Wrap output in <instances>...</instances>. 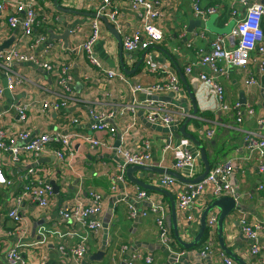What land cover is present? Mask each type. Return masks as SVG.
Wrapping results in <instances>:
<instances>
[{"label":"crops","instance_id":"1","mask_svg":"<svg viewBox=\"0 0 264 264\" xmlns=\"http://www.w3.org/2000/svg\"><path fill=\"white\" fill-rule=\"evenodd\" d=\"M231 1L200 0L203 6H222L221 10L214 14L217 16L211 23L218 28H224L232 21L229 4ZM256 1L264 0H250L251 3ZM60 5L71 8L76 12L66 13L59 10L54 4V0L47 3L40 2V6H38L40 22L35 28V34H46L47 41L45 44L37 46L35 51L39 55L44 53L46 60L55 68L70 67L74 79L73 98L70 99L68 106L62 112L42 113L38 105L41 99L46 96H58L60 93V89L56 84L57 74L32 63L15 62L12 66V70L16 73L14 76H23L24 80L12 91L5 90V93L0 96L1 124L11 134H18L22 130H27L33 135L46 132L54 134L56 132L69 133L76 131L101 138L113 145H116L118 137L121 135L122 138L119 141L127 146L141 144L139 138L135 137L136 132L139 131L142 139H149L152 142L153 166L173 170L174 151L172 148L180 142L183 134L180 131L166 132L147 127L142 119V112H139L136 116H132L128 112H122V107L132 101L131 86L118 79H108L89 64L85 55L80 56L75 52V46L86 40L91 33V23L94 16L88 13H95L96 5L87 1L73 3L71 0H61ZM154 6L162 14L157 23L164 32V39L150 46L149 55L145 57V61L147 60L146 65L151 61L149 58L151 56L155 62L166 64L169 68L175 70L179 76L180 71L183 72L187 85L190 87L196 86L195 96L198 112L188 122L187 131L203 143L211 161V166H214L220 160L234 159L237 168L232 181L237 193H240L238 202L241 204V208L235 211L237 223L227 220L225 229L226 245L246 264H259L258 257L251 254V249L254 244L264 249V225L258 232L257 240L253 241L245 235L241 218H247L249 222L264 220V188L259 189L260 185L264 186V174L257 172L255 160L248 159L249 143L246 140L247 131H256L264 136V124H258V119L264 118V72H259L258 66L251 61L247 67L232 68L228 75L221 76L220 82L225 88L227 103L231 105L236 102L241 103L240 94L243 92L245 95L244 104H250L255 109L254 116L246 114L241 123L237 122V116L233 110L221 109L216 98L201 89L197 68H195L194 73L189 74L185 71L188 64L199 59L200 49H203L204 52L210 51V41L216 34L207 28L206 23L212 15L199 26L195 23V20L198 19L194 15L192 0H157ZM112 7L113 9L117 7L120 11L118 30L123 38L125 33L131 32L138 26V18L134 11L126 4L121 3V0H114ZM191 23H195L193 32L205 30L207 38L198 37L193 43V33L187 30L192 25ZM67 28L73 30L67 42L61 38H53L50 32L62 35ZM18 34L19 30H4L3 42L12 38L16 40ZM188 42L192 43V46H187ZM46 49H49L48 53L45 52ZM95 51L106 66L122 68L120 65L119 43L103 21H101V36L95 45ZM143 53L134 52L125 55L124 63L126 67L129 69L134 68ZM257 55L258 51L252 54L253 57ZM145 66L143 62L134 74L128 75L133 83H153L163 77L160 74L146 72L144 70ZM249 73H255L258 84L247 88L245 80ZM0 84L3 87L8 84L7 75L1 68ZM182 89L186 90L183 81ZM158 97H161L160 99L165 98L164 100L169 102L168 104L171 103L170 105L175 112H182V109L173 103L174 99L170 95L160 94ZM138 99L144 101L146 96L139 94ZM188 103V108L192 114L193 107L190 98ZM23 104L30 106L26 122L19 118V113L16 110L18 105ZM4 109L6 110L4 111ZM91 110L113 114L107 121L116 126V134L110 135L101 131H93L94 121ZM75 119H78V121L74 122ZM186 120H183L182 124ZM199 126L214 128V136L206 138L198 135L195 128ZM168 145L171 147H167ZM195 146L193 149H195ZM56 148H61V145L53 143L51 150L38 159L32 157V155L23 154L21 163H13L9 154L0 150V169L6 178L12 181L10 185L0 183V264H8L4 259L5 248L16 243L23 245L21 250L30 259L31 264H65L58 251V246L63 242L61 234L67 232L70 228L67 222L59 218L57 211L60 207L78 197L88 201L90 193L94 191L103 197V212L100 219L105 228L108 225V233L103 229L101 238H91L93 254L101 250L105 242L106 249L102 257L103 263L107 258L105 264H123L124 259L134 254L154 256L152 264L173 263L169 258L166 246L160 241L156 215L153 212H148L147 215L141 213V211L150 207L148 200H140L136 196L143 188L131 183L125 172L122 173L119 167L122 160L115 151L104 148L93 149L83 140L76 139L74 141L76 151L74 158L61 161L52 151ZM30 169H34L39 178L50 184L55 180L59 192L52 195L48 209H41L29 199L24 201L21 207L22 224L28 228V236L18 240L16 237L9 235V231L15 228V223L8 217V211L15 204L16 196L24 191V185L32 179L33 176L29 174ZM203 170V164L201 160H198L192 169L185 168L180 173L186 178H194ZM120 175L123 176L121 180L117 178ZM135 175L137 177L142 176L144 180L157 185L156 179L159 175L157 173L154 177L149 176L150 174L147 173L143 174L141 171L136 172ZM114 178H116L115 181H113ZM184 185H186L185 182H181L178 190L165 188L172 194L176 203L177 192L183 189ZM148 193L156 202L165 207L167 226L171 229L174 238L172 245L175 248L187 250L188 248L183 247L176 240L173 233L171 198L160 191L148 190ZM123 196L128 200H123ZM114 198H118L119 201L114 203ZM208 199L209 196H207V201H209ZM130 200L133 201V205L138 211L134 217L130 214ZM111 208H113V212L109 213ZM180 220L181 217L178 213V225H181ZM108 221L109 223H107ZM199 228L200 226H196V224L190 227V232L186 234L188 242L194 239ZM42 229L47 230L46 252L48 256L44 263H36L41 259V250L36 243L42 239L40 236ZM85 231L84 228L81 229V233ZM106 233L107 237H105ZM68 242L70 244L75 243V240H68ZM201 245L202 243L187 251L198 250ZM124 246L127 247L124 248ZM216 249L213 253L214 264H218L219 249H222L218 238ZM184 258L189 264H211L208 259H201L196 254L190 255L187 253ZM136 264L146 263L137 260Z\"/></svg>","mask_w":264,"mask_h":264},{"label":"built area","instance_id":"2","mask_svg":"<svg viewBox=\"0 0 264 264\" xmlns=\"http://www.w3.org/2000/svg\"><path fill=\"white\" fill-rule=\"evenodd\" d=\"M75 2L87 1L96 5L98 16L94 17L91 23V33L86 40L78 43L75 46V52L80 56H86L89 64L96 68L101 74L108 79H118L130 85L133 95L132 101L122 107V112H128L132 116H136L142 112L143 120L147 123L160 125L165 128L182 126L183 120L192 118L189 111L184 107H179L182 112H175L169 102L163 99H156L155 96L160 94H175L177 101L186 99L188 103V95L186 90L182 89V80L179 74L169 68L166 64L157 63L153 57L146 65L144 59V70L148 73L163 75L160 80L153 83H133L128 75L123 72L122 68H111L103 64L101 58L95 51V45L101 36V19L99 16H106L111 24L117 29L120 26V11L118 8L112 7L114 0H71ZM40 2H51V0H0V45L3 44V31L19 30L18 38L13 40V43L6 49L0 51V68L6 73L8 84L3 87L0 84V96L5 93V90L12 91L23 80V76H14L16 73L12 70L15 62L32 63L40 66L49 72L57 74L56 84L60 89L58 96H46L38 103L42 113L52 111L62 112L68 106L70 99L73 98V76L69 66L55 68L46 60V57L39 55L35 49L37 46L45 44L47 41L46 34H35V28L39 24L40 13L38 6ZM122 4H126L138 18V26L129 33H125L122 38V44L125 52L129 54L134 52H144L150 50V46L163 41L164 32L157 23L161 17V12L155 8L157 0H121ZM230 16L234 20L235 25L232 31L228 34H216L210 41V51L204 52L199 50V59L196 62L188 64L185 67L186 73H194L195 68L198 71V81L201 83V89L212 94L223 110H233L237 116L236 121L241 123L245 115L254 116L255 109L250 104L236 102L231 105L226 102L225 88L220 82L221 76L229 74L232 68H245L252 61L258 66L259 72H264V1H256L251 3L250 0H232L230 3ZM195 18L205 22L211 15L218 13L222 6L212 5L203 6L200 0H192ZM73 30H71L72 32ZM121 34V32L119 31ZM192 42L198 38H207L205 30L192 31ZM122 37V36H121ZM14 39V38H13ZM187 46H192V43H187ZM258 51L257 56H252L253 52ZM45 52H49L46 49ZM148 54L145 56L147 57ZM258 84L255 73H249L245 80L247 88ZM139 94L146 96L144 101L138 99ZM189 105V103H188ZM187 105V108H188ZM30 106L27 104L18 105L16 107L19 113V118L26 122L28 119V110ZM6 109H4L5 111ZM3 111V110H2ZM178 113V114H176ZM1 114V112H0ZM93 118V131H101L108 134H116V126L110 124L107 120L113 114L99 113L91 110ZM75 119L74 122H77ZM145 124V123H144ZM258 124H264V118L258 119ZM179 131V130H178ZM198 135L206 138L214 136V128H205L199 126L195 128ZM172 132V131H169ZM135 137L139 138L141 144L135 146L123 145L122 141L119 146H115L106 140L88 135L86 133L72 131L69 133L56 132L41 133L33 135L27 130H22L18 134H11L0 122V150L7 152L13 163H21L23 154L32 155L38 159L51 150L52 144H60L61 148L52 149L59 160L73 159L75 156L74 141L81 139L91 146L93 149L104 148L106 150L115 151L121 158L122 164L119 166L122 173L129 166H146L153 165L152 142L149 139H142L140 132L137 131ZM122 138V137H121ZM246 140L249 143L248 159H253L256 162L257 172L264 174V136L256 131H247ZM21 142V144H19ZM194 142L188 137L182 135L180 142L174 151V171L180 172L187 167L191 169L200 159V151L198 148L193 149ZM167 147H171L168 145ZM236 163L234 159L218 161L214 166H211L208 174L198 183H185L183 189L177 192V210L181 217V225L179 227L180 235L183 240L187 241L186 234L190 232V227L193 224L200 226L201 216L208 205L216 198L221 196H235L237 189L233 184L232 178L236 171ZM32 177L23 187L24 191L15 198V204L9 209L8 217L15 223V228L9 231V235L16 237L18 240L28 236V228L22 224L23 215L21 207L26 199L36 203L41 209H48L51 203V197L54 194L52 184L39 178L34 169L29 170ZM158 175V174H157ZM156 175V176H157ZM118 179H123V176H118ZM116 178L113 179L115 181ZM182 181L170 174H159L156 179V184L163 188H175ZM0 183L12 184L0 169ZM264 186L260 185L259 189ZM137 198L140 200H148L150 207L141 211L143 215L148 212H153L156 215V222L159 228L160 241L166 246L172 254L177 258H184L189 253L196 254L201 259H208L211 264H214L213 253L216 249L218 238L217 221L218 215L212 213L207 220L205 231V240L198 250L191 251L175 248L172 243L174 241L171 229L167 226L165 207L154 200L146 189L140 190L137 193ZM209 196V201H207ZM103 197L97 192H91L88 201L80 197L58 209L59 218L67 222L69 230L63 234V242L58 246L60 256L64 259L65 264H105L103 259L93 260L91 250V238H101V231L104 229V224L101 221V213L103 212L102 205ZM130 214L136 216L138 211L130 200ZM241 224L245 235L257 240L258 232L264 225V220L249 222L247 218H241ZM86 231L81 233V229ZM47 230L42 229L40 236L42 239L37 242L40 248V260L36 263H44L47 259L46 242ZM207 233V234H206ZM68 240H75V243H69ZM188 242V241H187ZM22 244L16 243L5 248V260L8 264H31L23 251ZM103 247V246H102ZM127 246H124V248ZM101 249V248H100ZM106 246L104 249L105 252ZM217 250V249H216ZM218 264H238L224 250L219 249ZM251 254L258 257L259 264H264V249L257 244H254L251 249ZM137 260L144 261L146 264H152L154 256L134 254L127 259H124L125 264H136ZM181 262H173L172 264Z\"/></svg>","mask_w":264,"mask_h":264},{"label":"water","instance_id":"3","mask_svg":"<svg viewBox=\"0 0 264 264\" xmlns=\"http://www.w3.org/2000/svg\"><path fill=\"white\" fill-rule=\"evenodd\" d=\"M60 1L61 0H54V4L55 6L66 13H75L76 11L72 10L71 8H68L66 6H61L60 5ZM91 16H98L97 13H88ZM87 14V15H88ZM217 15H212L211 19L209 21H207V28L214 32L215 34H228L231 32L232 27L234 26V21L232 20L230 22V24L224 28H218L215 27L212 21L213 19L216 17ZM99 18L105 23V25L107 26L108 30L110 31V33L117 39L118 43H119V50H120V65L122 67V70L124 73H126L127 75H131L134 74L139 67L141 66V64L144 62L145 56L148 54V50L144 51V53L142 54L140 60L137 62L136 66L132 69H129L126 67L125 63H124V56L125 55H129L128 52H125L124 48H123V44H122V37L121 34L119 33V30L110 23V21L108 20V18L106 16H99ZM195 23L198 24L199 26H201L203 24V22L201 20H195ZM195 23H191L192 25H190V27L187 29L188 32H192L194 29V24ZM52 33L53 38L56 39H63L67 42V39L69 38V35L71 34V30H69L67 28V30H65L64 34L62 35H57L54 32L50 31ZM13 38L10 40L5 41L3 44L0 45V51L4 50L6 48H8L11 44H12ZM180 77L181 80L183 81V83L186 85V90H187V95L191 100L192 103V115H196L198 112V104H197V100H196V96H195V91L197 90L196 86H192L190 87L189 85H187V80L186 77L184 75L183 72L180 71ZM174 100L173 103L177 104L179 107H184L186 111H189V108H187L188 103L186 102V99L181 100V102L177 101L175 98V94H169ZM156 99H159L161 97L155 96ZM240 98H241V102L245 103V95L242 92L240 94ZM163 100L165 98H162ZM171 102V100H169ZM191 118H188L183 124L182 126L178 129V127H171L169 128H165L162 127L160 125H155V124H150L147 123L145 120L144 123L147 127H151V128H155L157 130H162V131H180L184 136L188 137L189 139L192 140V142H194L197 146V148L200 151V159L201 162L203 164V172H201L199 175H197L194 178H186L182 173L171 170V169H165V168H160L157 166H153V165H146V166H139V165H135V166H129L126 168L125 174L127 179L143 188L146 190H153V191H160L162 193L167 194L172 201V215H171V224L173 226V233L174 236L176 238V240H178V242L185 248L191 249L194 248L195 246L199 245V243L202 241L205 231H206V227H207V220L210 214L212 213H216V215H218V221H217V233H218V240L220 243L221 248L228 253L230 256H232L236 262L238 264H246V262L240 258L232 249H230L227 245H226V238H225V229H226V224H227V220H231L234 221V223H237V220H235V211L236 210H240L241 208V204L238 202V198L240 197V193H237L235 196H221L216 198L210 205H208L206 207V209L204 210L201 219H200V228L198 233L195 235L194 239L190 242H187L185 240L182 239L181 235H180V230H179V225H178V210H177V203L176 200L174 199V197L172 196V194L166 190L165 188L152 184L146 180H144L141 177H137L135 175L136 172L141 171L143 174L147 173L150 174L149 176L154 177L155 174H170L173 175L174 177H176L177 179H179L180 181H182L183 183H189V184H195L198 183L199 181H201L210 171L211 169V161L209 159L207 150L205 148V146L203 145V143L197 138L195 137V135L191 134L190 132L187 131V124L190 121ZM121 135L118 137V141L116 143L115 146H119L121 144ZM190 168V167H187ZM53 188H54V193H58L59 192V187L56 183L55 180H53L51 182ZM122 199L124 200H128V198L126 197H122ZM119 201L118 198H114V203H117ZM113 212V208L109 209V213ZM109 223V221L107 222ZM104 230L105 232L108 233V225H106V228L104 226ZM107 233L106 236L107 237ZM105 242L103 244V249ZM167 253L169 255V258L171 259V262H181L184 264H189V262L187 260H185V258H177L176 255L172 254L169 250H167ZM104 255V250H99L97 253L93 254L91 256V259L93 260H101L102 257ZM125 264V262L123 263Z\"/></svg>","mask_w":264,"mask_h":264},{"label":"trees","instance_id":"4","mask_svg":"<svg viewBox=\"0 0 264 264\" xmlns=\"http://www.w3.org/2000/svg\"><path fill=\"white\" fill-rule=\"evenodd\" d=\"M264 24V23H263ZM264 26V25H263ZM148 191V190H147ZM207 234V233H206ZM207 235H205L204 237H203V239H202V241L199 243V244H201V243H203V241L205 240V237H206Z\"/></svg>","mask_w":264,"mask_h":264},{"label":"rangeland","instance_id":"5","mask_svg":"<svg viewBox=\"0 0 264 264\" xmlns=\"http://www.w3.org/2000/svg\"><path fill=\"white\" fill-rule=\"evenodd\" d=\"M107 261V258L105 259L104 263Z\"/></svg>","mask_w":264,"mask_h":264}]
</instances>
